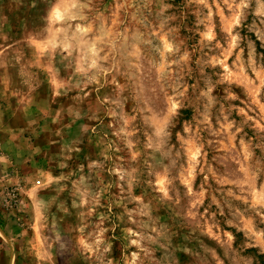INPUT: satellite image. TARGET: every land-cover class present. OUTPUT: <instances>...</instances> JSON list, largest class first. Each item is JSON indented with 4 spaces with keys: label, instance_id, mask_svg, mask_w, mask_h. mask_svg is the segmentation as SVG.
Wrapping results in <instances>:
<instances>
[{
    "label": "rangeland",
    "instance_id": "obj_1",
    "mask_svg": "<svg viewBox=\"0 0 264 264\" xmlns=\"http://www.w3.org/2000/svg\"><path fill=\"white\" fill-rule=\"evenodd\" d=\"M0 264H264V0H0Z\"/></svg>",
    "mask_w": 264,
    "mask_h": 264
}]
</instances>
